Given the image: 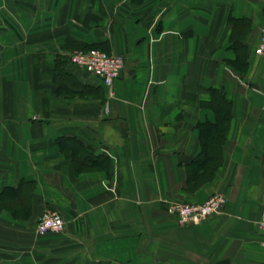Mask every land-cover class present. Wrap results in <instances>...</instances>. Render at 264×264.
<instances>
[{
  "label": "crops",
  "instance_id": "crops-1",
  "mask_svg": "<svg viewBox=\"0 0 264 264\" xmlns=\"http://www.w3.org/2000/svg\"><path fill=\"white\" fill-rule=\"evenodd\" d=\"M263 24L264 0H0V264H264ZM78 46L124 57L112 95Z\"/></svg>",
  "mask_w": 264,
  "mask_h": 264
},
{
  "label": "built area",
  "instance_id": "built-area-1",
  "mask_svg": "<svg viewBox=\"0 0 264 264\" xmlns=\"http://www.w3.org/2000/svg\"><path fill=\"white\" fill-rule=\"evenodd\" d=\"M255 55L264 60V24L260 30L259 40L254 48ZM70 61L97 77L109 89L112 95L115 79L124 66V57L120 54L107 53L98 48L74 50L70 54ZM226 204V197L222 193L211 194L201 203H187L181 201L170 202L167 213L173 216L180 225L199 224L213 215L222 213ZM64 226L62 216L52 210H44L37 219L35 233L43 235L49 232L61 231ZM256 227L261 234L264 246V218L257 220Z\"/></svg>",
  "mask_w": 264,
  "mask_h": 264
},
{
  "label": "trees",
  "instance_id": "trees-1",
  "mask_svg": "<svg viewBox=\"0 0 264 264\" xmlns=\"http://www.w3.org/2000/svg\"><path fill=\"white\" fill-rule=\"evenodd\" d=\"M76 48H77L76 50H80V49L81 50H87L90 48H98L100 50H104V49H101L97 46H78ZM214 98H215V103H214V105H211V106H213V108L216 110V112H218V115H217L216 122L214 124H210L208 126V129H210V131H227L229 121H230V114H229V112H227V105L223 101V96H221V94L216 92V91L214 92ZM220 133H222V132H220ZM218 138H219V136L217 137V134L214 135L215 140H217ZM74 146L76 147V149H78L77 151H80L78 144H74ZM81 163L83 164L82 166H85L86 168H90L88 157L82 158Z\"/></svg>",
  "mask_w": 264,
  "mask_h": 264
},
{
  "label": "rangeland",
  "instance_id": "rangeland-1",
  "mask_svg": "<svg viewBox=\"0 0 264 264\" xmlns=\"http://www.w3.org/2000/svg\"><path fill=\"white\" fill-rule=\"evenodd\" d=\"M2 220H4V218H2ZM2 223H3V225L2 224H0L1 225V228H0V235L2 236V237H4V238H8V236L9 235H12L13 234V231L12 230H10L6 225L8 224L7 223V221L5 220V221H2ZM36 223H37V221H36ZM36 227V226H35ZM36 234V233H35ZM37 236H42V235H38V234H36ZM43 235H45V234H43Z\"/></svg>",
  "mask_w": 264,
  "mask_h": 264
}]
</instances>
